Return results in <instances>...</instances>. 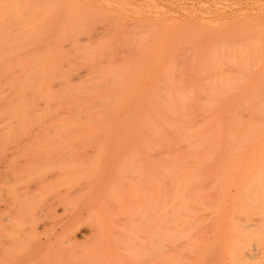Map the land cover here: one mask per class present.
Masks as SVG:
<instances>
[{"label": "bare ground", "instance_id": "bare-ground-1", "mask_svg": "<svg viewBox=\"0 0 264 264\" xmlns=\"http://www.w3.org/2000/svg\"><path fill=\"white\" fill-rule=\"evenodd\" d=\"M2 1L3 0H0V52L1 53H10V55L12 53L24 54L25 59L26 58L28 59V57L30 56L29 54H31L33 56L35 55L36 56L35 60L33 59L34 58L33 56H32L33 58L31 56L29 57V59L33 60V61H37L36 60L37 56H39L38 59H40V61H41V58L43 59L47 55H49L46 57L47 58L46 60H48L49 63H51V65H53L55 63L52 64L51 59H48V57H51V56L53 57L54 55L58 56L61 54L60 57L63 56L65 58V56L67 55L66 52H68V51H66V52H64L66 54L62 55L63 51H64V50H62V49H64L62 45L66 44L67 42L63 43L61 45L62 49H60L61 46H58V45H60V44H58L59 40L57 41V39L60 38L59 37V33H60L59 31H62V32L66 31L65 28H64L65 30L63 29L64 24L67 22H71L70 20H76L75 21L76 24H75V22L73 23L74 27L76 25H78L77 23H79V21L82 23L83 22L85 23L87 21L86 22L87 25L90 24L87 19H86V21H84L85 18L87 16H89V15H87V13L85 14V12H84V10H85L84 8L86 6V5L84 6V4L86 1L81 2L84 0L78 1V3L80 2L79 4L77 3V1L75 2V0H73L74 3H72L71 0L69 1V3H72V4L67 3L68 1L67 2L65 1L66 3H63L64 2L63 0H62L63 2H61V0L60 1L59 0H33V2H31L32 0H22V1L21 0H17V1L16 0H10V1L8 0V2L5 0L4 3H5V7L7 9L3 6ZM18 1L25 3V5L24 4L22 5ZM29 1L31 2L30 5L28 3ZM6 2L8 4H6ZM88 2H90V1H88ZM9 3H11V4H9ZM18 3L21 5H19ZM75 3H77V4H75ZM12 4H14V5H12ZM117 5L118 4H116V6ZM8 6L10 7V9ZM113 6H114V4H113ZM5 9L8 10L7 13L5 12L6 11ZM10 10H12L13 17L11 15ZM94 10H96V9L95 8L92 9L91 11H89V13L94 11ZM108 10L110 11V9H107V11ZM119 10H121V9H119ZM102 11L104 12L106 10L104 9ZM111 11H113V10H111ZM94 12L96 13V11H94ZM98 12L99 11H97V14H98ZM106 12H104V13L107 15L108 13H106ZM8 13H10V15H11L10 17H8V15H7ZM92 14L90 16H92ZM113 14H115V13H113ZM150 14H151V12H150ZM109 15L110 14H108L107 18L109 17ZM99 17H98V19H102L103 15L101 18H99ZM92 18H94V16H92L91 19H89L90 22L91 21L92 22L97 21L96 20L97 16H96V19L94 18L92 20ZM104 18H105V16H104ZM109 19L111 20V23H112V20H113V23H114V20L116 22L115 17L113 19L112 18H109ZM107 20H105V21H107ZM138 20H141V19L139 18ZM138 20H135V21L137 22ZM56 21H59V23H61V21H62L63 23L61 24V26H59V24ZM99 21L100 20H98V22ZM102 21H103V19H102ZM105 21H103V22L105 23ZM262 21H264V20H262ZM55 22L57 24H54ZM147 22H149V21H147ZM107 23H109V22L107 21ZM107 23L105 24V28L107 26ZM113 23H112V25H113ZM91 24H92L91 26H94L93 23H91ZM136 24H139V23H136ZM55 25H56V28H58V27L59 28L61 27V28L55 29L54 28ZM73 25L72 26L69 25V26L71 28H73ZM101 25H103V24H101ZM101 25H100V27L104 28L103 27L104 25L103 26H101ZM65 26L67 27L66 24H65ZM69 26H68V28H70ZM78 26H80V25H78ZM84 26L82 28H85ZM113 26H115V25H113ZM94 27H93V29H94ZM111 27L109 29H111ZM82 28H80V29H82ZM78 29L77 28L75 29V31L77 30L76 31L77 33L79 31ZM109 29H108V31H109ZM53 30H55V31H53ZM56 30H58V32ZM71 30H69V32H68L69 34L66 32L69 35V37L73 33V31H71ZM99 30H101V29H98L97 32ZM148 30H149V28H148ZM75 31H74V33H76ZM86 31H87V27H86ZM88 31H90V29ZM103 31H105V29L102 30V32ZM112 31H114V29ZM43 32H45L46 35ZM54 32H56L57 34H54ZM95 32H94V34H95ZM105 32H107V31H105ZM105 32H104V34H105ZM66 33H65V37L69 40L68 36H66ZM74 33L72 34V36L74 35ZM99 33H101V32H99ZM142 33H144V32H142ZM81 34H82V32H81ZM94 34H91V35H94ZM107 34H112V32L111 33L107 32ZM140 34H141V32H140ZM53 36H56V38ZM60 36H61V34H60ZM96 36H98V35H96ZM140 36H142V34ZM143 36H146V35L143 34ZM76 37L82 38L81 41H83V43H84L83 37H86L85 39H87L88 36H85V34H84L82 37H79L77 34ZM76 37H75V39L70 40L74 44L77 40ZM91 37H90V39H91ZM62 38L65 40L64 37H62ZM73 38H74V36H73ZM94 38H92V39H94ZM63 39H60V41L61 40L64 41ZM72 40H75V42ZM60 41H59V43H62V41L61 42ZM77 41H80V39ZM70 43L68 46L66 45L65 47L70 46L69 48H71V46H73V44L72 43L70 44ZM140 43H141V40L137 45L136 44L135 45L138 47V45ZM143 43H141L139 45V47H142ZM147 43H145V44H147ZM145 44L143 46L144 49L142 47V50H145V48H147V47H145ZM77 47H79V49H81V48L83 49V45H82V47L80 45L79 46L77 45ZM137 47H136L135 51L139 50L138 49L139 47L138 48ZM119 48H121V47H119ZM119 48H117V49H119ZM125 48L126 47H124L123 49H125ZM59 49L62 52L61 53L59 52V54H58ZM86 49H88V48H86ZM93 49H95L94 51H97L96 47L95 48L93 47ZM78 50H77V52H78ZM70 51H69V54H70ZM74 51H75V49H74ZM86 51H85V53H86ZM101 51H103V50H101ZM119 52L121 53V51L118 50L117 54H119ZM124 52L128 56L131 55L130 54L131 52H129L128 49ZM139 52H141V50ZM139 52H137L136 54H138ZM143 52L144 51H142V53ZM56 53L58 55H56ZM79 53H82V52H80V50H79ZM99 53L101 54V52H99ZM109 53H111V50L109 51ZM122 53H123V51H122ZM14 54H12L11 56L14 57ZM26 54L29 56L26 57ZM69 54L67 56H69ZM76 54L78 55V53H76ZM98 54H97V52H96V54H93V55H91V53H87L85 55L79 54L80 57H78V56L75 57V56H73L74 54L72 55L73 57L70 55L72 58L75 57L74 59L80 58V59H76L77 61L78 60L84 61L82 58H84L85 56L86 57L84 58L85 61L83 63H82V61H81V63L78 61L80 64H82V65L84 64V65L80 69L74 68V69H77V71L75 70L76 73H74V71H73L71 77H67V78H69V80H73V79L75 80L77 78H79L77 80H80L81 77H83V75L85 74V72L88 75L89 71L91 72V75L93 76L92 77V76L88 75V77H90V78L86 80V82L83 86V88L86 89L85 91H82V92H85V93H83L84 95L86 94L85 97H84V95H82V93L81 94L79 93V92H81L80 91L81 89H79L80 87L78 86V88H77V86H76L77 90H79L78 93L80 94V96L78 94H76V96L78 95V97H77L79 99L78 102L80 100L82 102L83 101L82 98L88 97V100H90L91 103H90V101H88L86 99L83 101L84 105H82V106H84V108L87 109V107H85V103L87 102V104H90L91 107L89 105H86V106H89L90 110H94L92 113H90L88 115L85 113L87 115L86 119L81 120V121L77 120V118L75 119L74 117H73L74 119H70L69 121H67L69 118L64 119V120L62 119L63 121L58 120L59 124L56 123L57 120L52 121L50 119V122H53L54 124L49 123L50 126L49 125L48 126L51 128V126H54L56 124L57 126L59 125L58 126L59 129L55 125L54 127H52V131H57V130H54L57 128L58 131L55 132L57 135L54 132H51V130L49 129L50 131L48 133V136H46L48 131L45 132L46 135H45V133H44V135H43V133L41 134V130H40V132L38 131L39 125L36 126L38 128V129L36 128L37 131H35V129H33V127L35 128V126H33L31 128V131H29V133H28V130L30 128L28 130L26 128L30 127V126L26 125V123H28V122H26V120L24 119V116H23V118L21 117L22 120L20 118H18L17 116H13V117L20 119V120H17V122H19L21 124V126H22V123H23V125L25 124L26 128L23 127V128H21V130L19 129V127H21V126H17V124L16 125L14 124V126H16L17 128H15L13 126L15 128V130H14V128L11 127L13 125L10 122L12 117L10 120L8 118H5L9 122V123L7 122V124L6 123L4 124V122H6L7 120L2 122V124L6 130L5 136H7V134H9L11 137L8 136V137L3 138V139L9 138V139H6L7 142L10 140L8 142V143H10L9 145L7 142H3L2 139H0V141L4 144L2 147H0V149L1 150L6 149L4 151H8V152L9 151H11V152L15 151L16 152V150H18L17 148H19L20 150H18L16 155L14 153L12 154L11 152H9V154L11 153L12 154L11 156L15 155L18 157L21 154L19 152H22L23 155L21 154V157H20V158H22V161L19 159V157L17 158V160H15L16 158H15V156H13L14 159L10 157V160L12 159L11 161L8 159L9 160L8 163L10 165H8V163H6L5 165L3 164L4 167L6 165H8L9 167L12 166L11 168H9V167H7L9 169L3 168V167L0 168V179H1V177L2 178L4 177L3 181H0V182H2V183H0L1 184L0 185V206H3V208L0 207V210H1L0 211V264H26V263H28V261H29V263H32V261H34V258L38 257L40 254H41L40 255L41 259H43L44 256L46 258L49 257L48 255L52 251L54 252V255L57 256V258H59L61 256V253L63 252V250H61L60 248H57V247L53 248L55 245H57L56 244V237H58V239L61 238L62 239L61 241L65 242V239L70 237L69 236L70 230L68 231L70 226H72L73 224L75 226L79 220L82 221L83 219H85L83 217V215L81 216V210H82L81 208L82 207L78 208V209H81V210H79L80 212L76 211L77 208L76 209L74 208L75 212H72L71 214H69L68 211L65 209L67 207L66 204H65L66 207H65V205H63L65 207L64 208L65 211H67V212L63 211V212H65L64 215H66V216L62 217V219H61L59 216L55 215L54 213H53L54 215H52V211L55 212V208L57 206L56 203L59 201V199L62 197L61 201H59V203L69 204L72 202L71 199H73V198L78 197L77 199H81L80 197H82L83 195H84L83 198L84 197L87 198V196L89 194L86 192L88 189H90V187H93L96 189V187L98 186L96 189L97 190L96 192H98V190L100 192V190H101V189H99V188H101L100 186H103V185L105 186V184L109 183L106 186V187H108V188H106V190L108 189V191L106 192V195L110 199L107 198V200H110V203L114 202V204L116 206V203L113 200L117 199V201L120 204L121 203L120 200L124 196L123 193H126L123 191H124V189H127V186H124L125 188H122V182H125L127 180V179H125V180L123 179L124 176L126 175L125 173L129 170V173L127 172L128 176L130 174H132L130 172L133 171L132 170L134 168L133 166H134L135 162H137V161H139V163L140 162L141 163L140 164L138 163V165L136 163V165L138 167L135 165L136 170H134V171H136V172H134V173L135 174L142 173V171L146 170V169L144 170V168H143V166L146 165L147 168L150 167V169H149L150 171L148 170L150 175H148L149 173L146 170L148 174L146 173L144 175V173H143L144 178L146 179V177L149 176L148 178L151 177L152 179H150L151 181L150 180L148 181L147 180L148 178L146 179L147 183L149 184V189L147 192L149 193V191H150V193L149 194L145 193L144 196L147 197V195H149V199H148V197L147 198L143 197L146 199L145 202H143V204L148 206L149 212L148 211L147 212L150 214H147L145 211V215H144L145 217H144L143 216L144 213L141 212L139 207L136 206L138 208V212H136V213H139V215H137V216L146 220V222L144 220L143 221L145 223H147V224L144 223V225H146V227H147L146 229H148V230L144 229L147 231V234L145 233L146 239L143 242L144 244L140 245V248L138 250H136L138 247L137 245L136 246L133 245L131 247L130 251L133 249L131 251V253L134 255V257L135 256L137 258L138 257L141 258V256L147 257L149 259V261H151V264H156V262L159 264H173V263H171L172 259H174L173 262L175 263L176 256H180L178 254H183V251L186 249V252L184 253L185 255L183 254V257H180L181 260H179L180 258L176 259V261L178 260L180 262V263H178V261H177L178 264H182L183 262H181V261L183 259H184L183 264H215V263H217L216 261H218L219 263L222 261L223 262L226 261L230 264H243V263L250 262L248 259L254 260L257 257H259V258L261 257L260 259L264 258V251H263L264 245H260V244L264 243V99H260V98L264 97V90H263L264 85H262L263 88H262V86L259 87L260 89L262 88L261 90H259V88H254V87H252L253 89L247 88V86L244 88L242 87L243 89H241L242 91L239 90L240 92L239 91L234 92L233 90H231V88L230 89L227 88V89H223V90H216V89L210 90L209 89L208 90L209 93H206V94H208V96L210 95L211 98H213V97H226V96L230 95V93H233V92L235 94L238 93L239 97H242V98L245 97V98L244 99L240 98L236 101H232V100H229L227 98L226 99L224 98L225 100L224 99L222 100L221 98H218L220 100H212L211 98H208L209 100H204L205 102H203V103L201 102L203 100H201V101H199V105H201V103H202L201 108L203 109L202 110L203 113H201L202 114L201 115L200 114L201 110L198 109L199 113L197 112V114H200L201 116L200 115L193 116V112L187 107V105L189 103H191V101H192V99L189 97V96H191L192 93L181 91V90L175 91L174 87H169L170 86L169 84H171V85L173 84V86H174L175 79L173 78V75L169 73V69L167 68L166 72L161 73V76H162V79L164 80V83L168 84L167 85L168 88H167V86H164L163 88H158V84H155V82L159 83L162 80L161 77L160 78L158 77L160 81L158 82V78H157V79H155L156 81L154 80L155 82H153V85L156 86V88H154L152 86V87H149L148 89H143L140 93L141 95L143 94L144 97L145 96L148 97L147 99H149V100H146V97H145V100H146L145 102H143V101L139 102V98L141 100L144 99L143 96H139L138 98L136 97L135 102L131 101L133 104H128L129 106H127V109H126L127 111L125 110V112H124V108L126 107L125 104L128 102L125 100H127V98L129 97V96L128 97L126 96L127 93L129 94V92L126 91L127 90L128 76L130 74H132L131 72H133V71L138 72L139 69L140 70L142 69V67H140V65H137V64H141L140 62H142V61H140V60H143V59L145 60V58H143V59L138 58V56L140 57V55L138 54V56H136V54L134 52V55H135L134 57H136V60L134 59V61H133V59H132V61H133L132 64H134V66H137L138 69H135L137 67L132 66V71H131V69L128 68V66L126 67L125 64L120 65V63H119L120 66L117 65L119 67L115 66L116 62L115 63L110 62L111 58H110V60L109 59L105 60V63H104L103 62L104 60L102 61V59H103L102 54L108 55V52H106V53L103 52L101 55L99 54L100 55L99 59L102 57L100 60L97 59L99 56ZM115 54L114 55L112 54V55L115 57L117 55V54L116 55ZM10 55L8 54V56H10ZM41 56H45V57H41ZM69 57H66L67 63H68V64L67 63L66 64L69 66V64L71 65V63H72V68H73L74 63L77 66L78 65L77 61L75 60V62L73 63L72 58L70 60ZM116 57H120V56L118 55ZM121 57H123V56H121ZM12 58H10V60L7 58V60L10 62H13V61H11ZM94 58H96L98 61H102L105 66H103V64H101L102 62L101 63L99 62L100 63L99 64L98 61ZM107 58H104V59H107ZM137 58H138V60H137ZM0 59H2V58H0ZM68 59L70 61H68ZM46 60H45V62H43V60H42L43 63L40 62L39 67L41 69L39 68V71L42 70V73H39L38 71H36V72L41 74L39 76H44V79L42 77H39L41 79V81L39 83L42 85V84H44L45 80H47L48 83L46 81L45 83H47V85H45V86H48L49 81H51V80H50V78H49V80L45 79V77L46 78L49 77L46 75L48 74L47 69L50 67L49 66L50 64ZM59 60H61L63 63V58L62 59L60 58ZM94 60L96 61V63L94 62ZM1 61H4V60H1ZM8 61H4V62H6V64H7ZM29 61H28V63H33V61L32 62L31 61L29 62ZM126 61L128 63L127 59H126ZM44 63L46 65L49 64L48 67H46V65ZM97 63H98V65H102V67L105 68V70H103L105 73L100 72V69L96 68L98 65L96 67H94ZM42 64H43V66H42ZM57 64H58L59 69L58 68H55V69H58V71H59V70H61L60 67H62L63 65L60 66L59 62ZM63 64H64V66L66 65L65 61ZM11 65H12V63H11ZM19 65L22 66L23 64L21 65V63H18V66ZM29 65H31V64H29ZM44 65L47 68L46 70H44L45 72L43 71V69H45ZM124 65H125L124 69L123 68L120 69ZM5 66L2 65L3 69ZM8 66H10L9 63H8ZM68 66H67V68H68ZM76 66H74V67H76ZM42 67H43V69H42ZM53 67H54V65H53ZM90 67H91V69H89ZM133 67H134V70H133ZM3 69H1V70H3ZM10 69H12V68H10ZM51 69L53 70V68H51ZM55 69H54V71H55ZM118 69H120V70H118ZM31 70L32 69H30L28 71L32 72ZM68 70H71V69H68ZM12 71L14 72V70H12ZM58 71H56V72H58ZM43 72H44V74H43ZM90 72H89V74H90ZM61 73H60V76L62 77L63 75ZM70 73L68 74V76H70ZM8 74L9 75H7V76L12 77L11 73L8 72ZM14 74L15 73H13V75ZM20 74H22V73H19L18 75H20ZM48 75H50V74H48ZM30 76H31V73H30ZM56 76H59L58 73H56ZM60 76L58 77V79H60ZM23 77L21 76L18 78L19 79L21 78L22 80H24ZM135 77L136 76L134 75L133 83H138L137 78H135ZM18 78H17L18 81L16 80V78L14 79L15 81H17V83H15V84H18V82H19ZM31 79H32V77H31ZM42 79H43V82H42ZM62 79H63V77H62ZM262 79H263V77H262ZM52 80L53 81L50 82L51 85L55 81L54 79H52ZM115 81H116L117 85L113 86V87H116L115 88L116 91L114 90V93H113L114 88L112 87L111 83L115 82ZM74 82H76V81H74ZM24 83H25V81L23 82V86H24ZM34 83H32V84H34ZM107 83L111 85V87H110L111 89L113 88L112 91H109V94L106 91H104L106 86H107L108 90H111L108 87V85H106ZM40 84H39V86L35 85L36 86L35 92H36V90H39L42 87ZM60 84H62V80H61ZM60 84H58V85H60ZM113 84H115V83H113ZM20 85H22V84H20ZM63 85L64 84H62V87L60 85V90H62L61 88H63V87L65 90V88L67 87L68 84L65 86H63ZM4 86H5V84H4ZM32 86H34V85H32ZM118 86H119V88H118ZM1 87H2V85H1ZM48 87H47L46 92L51 89V88L48 89ZM99 87H100V90H99ZM175 87H176V85H175ZM73 88L75 89V87H73ZM245 88H247V89H245ZM1 89H3V88H1ZM8 89H9L8 91H10V88H8ZM52 89H53V87H52ZM70 89L71 88L69 87V91H70L69 94H71V91L74 90V89L73 90H70ZM20 90L21 89H19V91ZM3 91H4V89H3ZM22 91L23 92L26 91V88H25V90H22ZM86 91H89V92H86ZM5 92H6V90H5ZM15 92H17V91H15ZM64 92H67V90ZM115 92H116V94H115ZM205 92H207V91H204V94H205ZM87 93H89L88 96H87ZM189 93H190V95H189ZM0 94H2V93H0ZM201 94H203V92ZM61 95H63V94L61 93ZM71 95H69V96H71ZM138 95L139 94H137V96ZM8 96H9V94H8ZM22 96L23 95H21V97ZM122 96H124V97L122 98ZM2 97H4V96H2ZM68 97H66L65 99H69ZM114 97H115V99H113ZM125 97H127V98H125ZM185 97H189L190 99L189 100L183 99ZM248 97L249 98H254V97L257 98L258 97V99H250L249 100ZM124 98H125V100H124ZM158 98L159 99L164 98V99L158 100ZM172 98H178V99L171 100ZM206 98H207V96H206ZM3 99H6V96ZM9 100H10V98H9ZM31 100H33V99H31ZM128 100H130V98H128ZM34 101H33V104H35ZM131 102H129V103H131ZM80 103H78L79 105H77V106H79L82 109ZM8 104H9V102H8ZM71 104H73V103H71ZM194 105H196V104H194ZM199 105H197V106H199ZM96 106H98V108ZM192 106L190 105V107L195 110L196 106L195 107H192ZM74 108H75V106H74ZM84 108H83V112L84 111L86 112V110H84ZM94 108H96V109H94ZM68 109H69V107H68ZM24 110H25V108H24ZM26 110H28V109H26ZM196 110H197V108H196ZM14 111H16V110H14ZM18 112H19V110H18ZM20 112H21V110H20ZM66 112L71 113L73 116L75 115V114H73L75 111L72 113V112H70V110L69 111L67 110ZM5 113H6V111H5ZM7 114H8V112H7ZM12 114L14 115L15 112ZM22 114H23V112L21 113V115ZM26 114H24V115H26ZM77 114H78V112H77ZM79 114H81V113H79ZM9 115H10V113H9ZM9 115H8V117L10 118ZM16 115H19V114H16ZM241 116H245L246 118L241 117ZM4 117H6V115H4ZM16 118L15 119L13 118L14 123L16 122ZM38 123H39V121H38ZM2 124H0V125H2ZM6 125H7L8 129L6 128ZM30 125H32V124H30ZM33 125H36V124H33ZM44 125H42V126H44ZM10 127L14 131L11 130ZM39 127H40V129H42V132L45 131L46 129H48L47 125H46V127H44L46 129L41 127V125ZM7 130L9 132H7ZM66 130L68 133H66ZM71 130L74 133H72ZM10 131H12L13 134L16 131V133H15L16 135L14 137L17 138L18 134H19V136H20L19 139L16 140V138H14L12 136L13 134ZM17 131H19V133ZM34 131L36 132V134L33 133ZM51 133H53L52 134L53 138L54 137L55 138L52 140V136H51V141H53V142L48 143V142H46V140L50 142L49 136ZM3 134H5V133H3ZM38 134H40V135H38ZM54 134L56 136H54ZM62 136L64 138H62ZM13 138L15 139L14 143L16 142V144L13 143ZM40 138H42V141ZM22 139L23 140L28 139V140H26L27 142L25 143V145H24V141H23V144H22V142L17 143L18 140L22 141ZM69 139L70 140L76 139V140L74 142L72 140L70 141ZM43 140H45V141H43ZM66 140H68V141H66ZM38 141H41V142H38ZM2 143H0V146L2 145ZM74 144H76L75 146H77L78 150L75 148ZM8 146L9 147L11 146L10 148H12L14 151H12V149H10ZM78 146H80V148ZM7 147H8V149H7ZM22 148L25 151H23ZM82 149H83V151L81 152ZM1 150H0V153L2 154L3 151L1 152ZM78 151H80V152H78ZM86 151H87V153H86ZM88 153H90V154L93 153V156H92V154L91 155L89 154L90 156H88ZM163 153H165L167 158H165ZM50 154L60 155V157L62 156L61 157L62 161H63V159L69 161V163L66 165H63V167H62V162H61V166L59 164L60 163L59 161H56V162H58L59 166H58V164L53 163V165H55L54 167L57 166V168H59V170H58L59 175L61 174L62 176H64V175L68 176V177L65 176L64 178H68L67 183L69 182V184H67V183L63 184L65 182H62L63 185H61V186H64V185L69 186V185H72V183H74L76 181H79L80 183L82 181V186H77L76 187L77 189L71 188L72 190H74V192H75V190H76V192H79L78 194L76 193L77 194V196L75 195L76 197H73L70 195L68 196V193L70 192V190H69L70 186L68 189H66V190H69V191H67L68 193L65 191V192H63L64 196L61 193L60 197H59V195L57 197H55L56 195L52 194V192H54L56 189L54 191L52 190L51 191L52 195H50L51 197L54 196L53 198H51L52 201H50V198H49L50 196L43 197L44 192L42 194H40V196H37L40 193L39 191L43 190L42 186L45 185L44 181H47V178H48V177L47 178L44 177V175H43L44 173H42V172H45L44 171L45 167L44 168L41 167V168H43V170L41 172V169L37 170L38 167L34 166V167H36L35 170H37V172L40 174V176L42 175L41 179H39V178L35 179L36 176L39 177V174L36 172V174H35L36 176H34V174L31 173L29 170L32 167V165H36L35 163H37L39 161L41 163L43 161L44 162L48 161V159L45 160V158H46L45 156H49ZM85 154H87V156ZM153 154H156V156H153ZM161 154L165 158L166 161L162 162V156L160 158L157 157L158 155H161ZM40 155H42V156H40ZM151 155L153 157H157V158H152ZM85 156L87 157V159L85 158ZM36 157L38 159H41V160H38ZM42 158H43V160H42ZM83 158L86 159L85 160L86 162H84ZM18 159H19V162H22V164H20L18 162ZM51 161L53 162L55 160H50L49 162L51 163ZM132 161L133 162L135 161V162L131 163ZM10 162H12V163H10ZM40 162H39V164H40ZM49 162H47L49 164L48 166L52 167V165H51L52 163L50 164ZM2 163H3V161H2ZM17 163H19L20 165L16 166ZM13 165L15 166V168L17 167L16 168L17 172H16V170H14L15 168H13L14 167ZM42 165L43 166L46 165V168H48L46 162H45V164L43 163ZM29 166H31V167L28 168ZM127 166H130V167L132 166L133 168L132 167L127 168ZM60 167H62V168H60ZM141 167L143 168V170L141 169ZM206 167H222V169H224V172H223L224 174L223 173L221 174V175H223V177H220V175H219V177L220 178L225 177L224 179H226L227 185L228 184L233 185L235 183L236 187H238L237 189L240 190V192L242 193L240 196H228V190H227V186L225 184V181H224L223 185L218 189V192L220 193V198H219L220 200L219 201L223 202L221 207H222V209H225V211L221 210L219 207L218 209H220V210H215L213 212V217L215 219V223H214V226L212 228V230H213L212 232L214 233V239L211 241V244L205 240V237L203 235L198 234L199 233V225H198V216L197 215L199 212L197 213L196 211H199V208H198L195 201H197L196 199H197V196L199 195L198 197H200V198L198 200V204L202 205L204 200L202 202L200 200L203 199L202 195H204V192L202 193L200 188H197V187H195V188H197L196 190L195 189L193 190L195 184L197 183L196 181L199 182L201 180L200 178H202V176L205 175V174H202V175L200 174L201 169H203V172H204V168H206ZM6 169L9 170L8 173H10V174H8L6 172ZM138 169H139V171H137ZM12 170H13V172H12ZM31 171H33V170H31ZM48 171H51V170H49V169L46 170L47 173H48ZM59 171H60V173H59ZM19 173H22V175H19ZM49 174H50V172H49ZM58 174H56V176H58ZM135 174H132V175H135ZM6 175H9V177L11 175H13L11 180L13 179L12 182L13 181H15V182L12 183L11 181L4 180V179H7L6 177H8ZM54 175H55V173H54ZM54 175H53V177H54ZM143 175L140 177V174H138V176L135 175L136 177H134V178H136V180L139 178L141 179L143 177ZM158 175H159V177H158L159 179L157 178ZM62 176L57 178V180L61 178L60 179V182H61L63 179ZM132 177L133 176H131L130 179ZM49 178H50L49 180H51V182H52L53 178L52 177H49ZM144 178H143V180H145ZM131 180L129 182H131ZM202 180H204V179H202ZM6 181H7V183H6ZM139 181H141V182H139ZM139 181L138 182L136 181V182L140 185L142 183V179ZM47 182L50 183V181H47ZM83 182H84V185H83ZM132 182H133V180H132ZM144 182L141 185L146 184V182L145 183ZM85 183H86V185H91V186H85ZM135 183L133 182L131 185L130 184L129 185L131 187H133L135 185L136 187L134 186L135 188L134 187L133 188L137 189V184H135ZM193 184H194V186H193ZM79 185H81V184H79ZM94 185L96 187H94ZM108 185L112 186V187H109ZM124 185H125V183H124ZM46 186H47V184H46ZM48 186H50V184H48ZM104 186H103V188H104ZM113 186H118V187L113 188ZM130 186H128V188ZM87 187H89V188H87ZM138 188H139L138 189L139 191H137V193H135L136 191L133 189V193H134V196H136V198H137L136 199L134 197L137 200V202H140L139 201L140 198H138V197L140 195L139 192H141V190H140V187H138ZM141 188H143V187H141ZM144 188L147 189L148 187H145V185H144ZM60 189H63V187ZM82 189H84V192ZM122 189H123V191H122ZM129 189H131V188H129ZM50 190L51 189L47 190L45 192V194ZM91 190H92V188H91ZM88 191H90V190H88ZM125 191H127V190H125ZM197 191H199L198 194H197ZM200 191H201V193H200ZM151 192L152 193L156 192V194L159 193V196L155 195V194H151ZM84 193H86L87 196H85L86 194H84ZM103 193H104V191H103ZM121 193L123 194L122 196H121ZM57 194H59V192ZM196 194H197V196H196ZM94 195H95V191H94ZM104 195H103V197H105V199H106V196H104ZM126 195H125V197H126ZM128 195L130 196V194H128ZM151 195H153V197ZM34 196H37V198H35ZM65 196H67V198ZM93 196H92V199H94ZM41 197H43V198H41ZM157 197H158V199H157ZM205 197L206 196L204 195V199H205ZM48 198H49V200H48ZM63 198H66V200ZM119 198H121V199H119ZM127 198H130V197L127 196ZM127 198H126V200H128ZM132 198H133V196H132ZM134 198L132 199L133 202H134ZM194 198H196V199H194ZM56 199H57L56 203H55V201L53 202V200H56ZM62 199L66 202H64V201L62 202ZM105 199H104V202H106ZM67 200L68 201L70 200V201L68 202ZM84 200H86V199H84ZM126 200H124V201L122 200V201L125 202ZM143 200H141V201H143ZM76 201H78V202H76ZM76 201L75 202L78 204H80V202H82V201L79 202V200H76ZM191 201H193V202H191ZM199 201L201 203H199ZM227 201H228V203L230 202L232 205V206H230V203H229V206L232 208V209L230 208V210L227 207L223 208L226 206V204H228ZM102 202H103V199H102ZM123 202H122V204H123ZM128 202L130 204L131 201H128ZM133 202H131V203H133ZM148 202H149V204H148ZM224 202L226 204H224ZM108 203H109V201L106 202V204H108ZM126 203L127 202H125L124 204L126 205ZM72 204L74 205L75 203H72ZM119 204H117V205H119ZM124 204H123V206H124ZM135 204H136V201H135ZM135 204H132L131 206L133 207V205H134V208H135ZM139 204L141 206V203H139ZM139 204L137 203L136 205L139 206ZM190 204L194 208H192ZM52 205H54V206H52ZM69 205H71V204H69ZM157 206H159L158 207L159 209L157 210V212L160 210L159 213H156V210H155L157 208ZM161 206L163 207V210H162ZM72 207H70V208H72ZM104 207H106V206H104ZM125 208L127 209V206ZM137 208H135L134 210H136ZM191 208L193 209L192 211H190ZM119 209H121V207ZM130 209H132V208H130ZM130 209H129V212L131 211ZM88 211H86V214ZM123 211L124 210H122L121 212H123ZM153 211H154V214L152 213ZM90 212L88 213V216H87L88 219L86 218L85 221H87L88 223L90 222L89 224H91V226L93 225L92 227L95 230L96 236H94V238L92 239L90 246L88 244V247L87 246H85L83 248L81 247L82 250L80 251L79 254H82V256H83V255H88L90 252H92V255L94 257L95 256L94 254H96L97 252L98 253L100 252L101 253L100 255L97 253V255H99L98 257H100V259H101V257L110 258L111 262H113L112 264H114V262H115V264H118L120 262L119 257L117 255L119 250H118V252H116V250H117L116 245H117V243L120 244V242H118V240L116 238H114V236L111 233L108 232L110 229L106 228V226L104 225L105 222H103L104 224L100 223L101 219H99V221H97L98 220L96 218L97 214L96 215H94L95 213L90 214ZM124 212H123V214H124ZM140 212L142 215L140 214ZM160 212H162V213H160ZM200 212H201V210H200ZM228 212H229V214H228ZM117 213L119 214L120 211ZM128 213H126L125 215H127ZM155 213L159 214V216L156 215ZM67 214H68V216H67ZM226 214H228V215L226 216ZM112 215H115L114 212L111 213V216ZM229 215H231V216H229ZM252 215H256V217H252ZM92 216H94V217H92ZM107 216H108V213H107ZM241 218L246 219V221L240 222ZM45 219H50L51 223L53 224V227L51 229L46 230V231L41 232V233L37 232L38 231L37 230L38 224L42 223V221H44ZM111 219H112V217H111ZM113 219H112V221H113ZM136 219H138L139 222L142 221L141 219H139L137 217H136ZM80 221H79V223H80ZM137 222H136V224H137ZM114 224H116V223L114 222ZM166 224H167V226H166ZM106 225H107V223H106ZM137 225L136 226L139 228V226H142L143 224L142 225L137 224ZM148 225H150V226L148 227ZM74 226H72V227H74ZM136 226H134L135 229H134V227L131 226L132 231H134V230H135V232L137 231L138 228ZM109 227H110V225H109ZM56 228H59L60 230L58 229V231L55 232ZM106 229H108V230H106ZM140 230L138 229L137 232L142 231V230L141 231ZM129 231H131V230L128 229V232ZM53 232H55V234L57 233L58 235L57 234L54 235ZM131 232H130V234H131ZM126 234H128V233H126ZM134 237L135 236H133L132 238H134ZM135 238H134V241H132V242H135L134 244H136ZM52 239H55V241H52ZM260 240H262V242H260ZM66 241H69V239ZM178 241H180V242H178ZM44 242L47 243L46 247H44V246L42 247ZM127 245L128 244H126V246ZM168 245L170 246L169 248L171 251H174L175 249H177V252L174 253V252H171L170 250H166L167 248L165 246H168ZM72 246H74V245H72ZM134 246H135V248H133ZM179 247H180V250L182 251V252L180 251V253L178 251ZM117 248H119V247H117ZM100 249H102V251ZM70 250L71 251L67 257H68V261L70 262V264H72L71 262H73V261H71V260H74V258H76L77 255L72 251V250H74L73 247ZM165 251H167L168 254H172V255H170L171 257L172 256L174 257L176 253H178V254L174 258L169 259V261H168ZM123 252L120 251V254L124 255V253H126V252H124V253ZM101 255H103V256H101ZM51 256H50V258H51ZM90 256H91V254H90ZM136 257H135V259H136ZM50 258H48V260ZM82 258H85V257H82ZM37 259H39V258H37ZM45 259H44V262L47 261L48 264H50L51 261L53 260V259L52 260L50 259V261L48 262V260L47 259L45 260ZM85 259H88V258H85ZM93 259H95V258H93ZM100 259L98 261L97 260L96 261L99 264H102L99 262ZM110 260H108V261L110 262ZM220 260H222V261H220ZM90 261L93 262L92 257H91ZM102 261H103V259H101V262ZM127 261H128V259H127ZM55 262L57 263V261H55ZM81 262H83V261H81ZM111 262H110V264H111ZM74 263L75 262H73V264ZM98 263H96V264H98ZM108 263L104 262V264H108ZM251 263H256V261L251 262ZM51 264H53V262Z\"/></svg>", "mask_w": 264, "mask_h": 264}, {"label": "rangeland", "instance_id": "rangeland-1", "mask_svg": "<svg viewBox=\"0 0 264 264\" xmlns=\"http://www.w3.org/2000/svg\"><path fill=\"white\" fill-rule=\"evenodd\" d=\"M7 2H8V0H6ZM10 1V0H9ZM17 1V0H16ZM15 1V2H16ZM22 1V0H21ZM21 1H18L19 3H21L22 5L24 4L25 5V3H23V2H21ZM60 1V0H59ZM64 1V2H63ZM61 0V2H63V3H66L67 1V3H69V1L70 0ZM66 1V2H65ZM72 1V3H74V1L73 0H71ZM77 1V3H78V1H81V0H75V2ZM86 1V2H85ZM88 1H90V2H88ZM192 0H84V1H81V2H85V4H84V6H85V10H84V12H85V14L87 13V15H89V16H87L86 18H85V20L84 21H86V19L89 21V25H87V21L84 23H82V22H80L79 21V23H77L78 25H80V26H78V25H76L75 27H74V25H73V23L76 21V20H70L71 22H67L70 26H72L73 25V28H71L67 23H65L66 25H67V27L65 26V24H64V27H63V29L65 28L66 29V31H64L63 29V31L64 32H62V31H59L60 33H59V39H57V41L59 40L60 41V39H63L62 37H64L65 38V42L64 41H62V43H59V41H58V44H60V45H58V46H61L63 43H66V44H64V45H62L63 46V48L64 49H62V46H61V48L60 49H62V50H64L63 51V54L62 55H64V54H66L67 53V55L69 54V51H70V54H69V56L71 55H73V56H75V57H80V55H85V54H87V53H91V55H93V54H96V52H97V54L99 53V52H101V54L103 53V52H108V55L110 56H108L107 54H102L103 55V59H102V61L105 63V60H110V58H111V60H110V62H116V65L115 66H117V65H119V63H120V65H123V64H125L126 65V67L128 66V68H130L131 69V71H132V66H134V64H132V62L134 61V59L136 60V57H134L135 55H134V52H135V54L137 53V52H139L140 50H141V52H139L138 54L140 55V57L138 56V54H136V56H138V58H141V59H143V58H145V60L143 59V60H140V61H142V62H140L141 64H137V65H140V67H142V69L140 70L139 69V71L138 72H131L132 74H130L129 76H128V81H127V92H129V94L127 93L126 94V96L128 97V98H130V100H128V98L127 97H125V98H127V100H125V98H124V100L125 101H128L125 105H126V107L124 108V112H125V110L127 109V106H129L128 104H133L132 102L134 101L135 102V98L137 97H139V96H143V100H141L140 98H139V102L140 101H143V102H145L146 100H149V99H147L148 97H146V100H145V97H144V95L142 94H140L141 93V91L143 90V89H148L149 87H154V88H156V86H154L153 85V82H155L156 80L155 79H157L158 77L160 78L161 77V79H162V76H161V73H163V72H166V70H167V68L169 69V73L170 74H172L173 75V78L175 79V82H174V86H173V84L171 85V84H169L170 86L169 87H174V90L175 91H178V90H181V91H185V92H190V93H192L191 94V96H189L191 99H192V101H191V103H189L188 105H187V107L193 112V116H198V115H200L201 113H203L202 112V103L203 102H205L204 100H209L208 98H211V96L209 97L208 96V94H206V93H209L208 92V90L210 89V90H223V89H227V88H231V90H233L234 92H238L239 90L240 91H242L241 89H243L244 87H246L247 86V88H251V89H253L252 87H254V88H259L260 86H262V85H264V21H262V20H264V0H193L192 2H191ZM3 3V6L5 7V0H3L2 1ZM6 2V4H8ZM14 2V3H15ZM31 2H33V0L31 1ZM30 1L28 2L29 3V5H30V3H31ZM99 2V3H98ZM18 3V4H19ZM72 3H69V4H72ZM77 3H75V4H77ZM80 3V2H79ZM78 3V4H79ZM9 4H11V3H9ZM21 4H19V5H21ZM82 4V3H81ZM113 4H114V6H113ZM116 4H118L117 6H116ZM12 5H14V4H12ZM107 5V6H106ZM110 5V6H109ZM109 6V7H108ZM119 6V7H118ZM9 7V6H8ZM116 7V8H115ZM6 8V7H5ZM96 9V10H94V11H96V13L94 12V11H92V12H90L89 13V11H91L92 9ZM113 8V9H112ZM7 9V8H6ZM5 9V10H6ZM9 9H10V7H9ZM90 9V10H89ZM100 9V10H99ZM106 10L107 11V9H110V11L108 12H106V11H104V12H106V13H108V14H110L109 15V17L107 18V16H108V14L106 15L102 10ZM119 9H121V10H119ZM139 9V10H138ZM89 10V11H88ZM111 10H113V11H111ZM115 10V11H114ZM7 11L8 10H6L5 12L7 13ZM97 11H99L98 12V14H97ZM118 11V12H117ZM10 12H11V15H12V10H10ZM94 12V13H93ZM102 12V13H101ZM112 12V13H111ZM146 12V13H145ZM150 12H151V14H150ZM93 13V14H92ZM113 13H115V14H113ZM166 13V14H165ZM92 14V16H94V18L96 19V16H97V21H91L90 22V20L89 19H91V17L92 16H90ZM96 16H95V15ZM103 15V17H102V15ZM135 14V15H134ZM137 14V15H136ZM8 15V17H10L11 15H10V13H8L7 14ZM118 15V16H117ZM150 15V16H149ZM246 15V16H245ZM100 16V17H99ZM104 16H105V18H104ZM116 18V22H115V20H114V23H113V20H112V23H113V25H115V26H113L112 25V23H111V20L109 19V18H114V17ZM140 16V17H139ZM146 16V17H145ZM12 17H13V15H12ZM90 17V18H89ZM98 17L99 18H101L102 17V19H103V21H105V20H107L109 23H107V21H105V23L102 21V19H98ZM94 18H92V20L94 19ZM141 19V20H138V19ZM151 18V19H150ZM261 18V19H260ZM263 18V19H262ZM144 19V20H143ZM58 20V19H57ZM98 20H100L99 22H98ZM135 20H138L137 22L135 21ZM147 21H149V22H147ZM58 24H59V26H61V24L63 23L62 21H61V23H59V21H56ZM54 23V24H57V23ZM98 22V23H97ZM103 22V23H102ZM135 22V23H134ZM72 25H71V24ZM81 23V24H80ZM91 23H93L94 24V26H91L92 24ZM97 23V24H96ZM107 23V26H106V28H105V24ZM136 23H139V24H136ZM141 23V24H140ZM147 23V24H146ZM75 24H76V22H75ZM101 24H103V25H101V26H103L104 28H102V27H100V25ZM85 25V26H84ZM68 26L72 29H70V28H68ZM85 27V28H82V27ZM112 26V27H111ZM149 26V27H148ZM86 27H87V31H86ZM92 27V28H91ZM93 27H94V29H93ZM111 27V29H109ZM149 28V30H148V28ZM55 29H58V28H56V25H55V27H54ZM61 28V27H60ZM59 28V29H60ZM68 28V29H67ZM78 29L79 31H78V33L75 31V29ZM80 28H82V29H80ZM98 28V29H101V30H99L98 32H97V30L96 29ZM74 29V30H73ZM90 29V31H88ZM105 29V31H107V32H109V33H111L112 32V34H107V32H105V31H103L102 32V30H104ZM108 29H109V31H108ZM114 29V31H112ZM68 30V31H67ZM69 30H71V31H73V33H74V31L76 32V33H74V38H73V36H72V34H71V38L69 37ZM53 31H55V30H53ZM57 32H58V30H56ZM96 31V32H95ZM111 31V32H110ZM68 34H67V33ZM81 32H82V34H81ZM89 32V33H88ZM93 32V33H92ZM94 32H95V34L96 35H98V36H96L95 34H94ZM99 32H101V33H99ZM104 32H105V34H104ZM140 32H141V34H142V36H140L141 34H140ZM142 32H144V33H142ZM149 32V33H148ZM45 35H46V33L45 32H43ZM64 33V34H63ZM65 33H66V36H68V38H69V40L65 37ZM98 33V34H97ZM54 34H57L56 32H54ZM60 34H61V36H60ZM77 34H78V36L79 37H82L84 34H85V36H88L87 37V39H85L86 37H83L84 39V43H83V41H81V39L82 38H78V37H76L77 36ZM91 34H94V35H91ZM143 34L144 35H146V36H143ZM49 35V34H48ZM63 35V36H62ZM76 35V36H75ZM107 35V36H106ZM57 36V35H56ZM56 36H53V37H55L56 38ZM92 36V37H91ZM149 38H148V37ZM75 37H76V39L77 40H79L80 39V41H77L76 40V42H75V40H72V41H74L75 42V44L74 43H72L70 40L71 39H75ZM90 37H91V39H90ZM95 37V38H94ZM54 38V39H55ZM92 38H94V39H92ZM53 39V40H54ZM67 39V40H66ZM91 40V41H90ZM93 40V41H92ZM140 40H141V43H143L142 44V47L144 46V44L145 43H147V44H145V47H147V48H145V50H142V47H139V45L141 44H139L138 45V47L136 46L139 42H140ZM149 40V41H148ZM55 41V40H54ZM60 41V42H61ZM72 43L73 44V46H71V48H69V47H65L66 45L68 46L69 45V43ZM83 44H82V43ZM70 43V44H71ZM78 43V44H77ZM57 44V43H56ZM136 44V45H135ZM76 45V46H75ZM77 45L79 46H81L82 47V45H83V49L81 48V49H79V47H77ZM139 49L138 51H135L136 50V47ZM147 45V46H146ZM149 45V46H148ZM130 46V47H129ZM85 47V48H84ZM93 47L95 48H97L96 50L97 51H94L95 49H93ZM119 48V47H121V48H119V49H117V48ZM124 47H126L128 50H129V52H131L130 54L131 55H127L124 51H126L127 49L125 48V49H123ZM129 47V48H128ZM75 49V51H74V49ZM80 50V52H84L85 53V51H86V53L84 54H82V53H79V50ZM86 48H88V49H86ZM110 48V49H109ZM115 48V49H114ZM131 48V49H130ZM59 49V51H58V54H59V52L61 53L62 51ZM66 49V50H65ZM69 49V50H68ZM85 49V50H84ZM113 49V50H112ZM143 49H144V47H143ZM77 50H78V52H77ZM83 50V51H82ZM101 50H103V51H101ZM108 50V51H107ZM111 50V53H109V51ZM118 50L119 51H121V53H122V51H123V53L121 54L120 52H119V54H117V52H118ZM131 50V51H130ZM66 51H68V52H66ZM73 51V52H72ZM99 51V52H98ZM113 51V52H112ZM115 51V52H114ZM117 51V52H116ZM142 51H144L143 53H142ZM64 52H66V53H64ZM72 52V53H71ZM76 53H78V55L76 54ZM117 55H116V54ZM141 53V54H140ZM8 54L10 55V53H1L0 52V58H2V59H0V61L1 60H4V61H8L7 60V58L10 60V58H12L13 56H11L12 54H14V53H12L10 56H8ZM57 53H56V55H58ZM80 54V55H79ZM100 54V53H99ZM98 54V55H99ZM100 54V55H101ZM115 54L116 56H120V57H114L113 55ZM148 54V55H147ZM31 57L33 56V55H31V54H29ZM29 55H27L26 54V57H28ZM61 55V54H60ZM60 55H58V56H51V57H48V59H51V61H52V64L53 63H55V64H53L54 65V67H53V65H51V63H49V61L48 60H46L47 58V56H49V55H47L46 57L45 56H41V57H45V58H41V61H40V59H38V57L39 56H37V61H33V60H30L29 59V57H28V59L26 58L25 59V57H24V54H17V53H15L14 54V57L12 58V60L11 61H13V62H10V61H8L7 62V64H6V62H4V61H1L0 62V93H2V94H0V124H2V122H4L5 120H7V119H5V118H8L9 120L11 119V117H12V119L14 118H16V117H13V116H17L18 118H20L21 119V117L23 118V116H24V119L26 120V122H28V123H26V125L27 126H30V127H25V124L23 125V123H22V126H21V124L19 123V122H17V120H20V119H18V118H16V122L14 123V119L12 120L11 119V123L13 124L11 127L12 128H17L16 126H14V124L16 125L17 124V126H21V127H19V129L21 130V128H23V127H25L27 130H28V133H29V131H31V128L33 127V126H35V128L33 127V129H35V131H37L36 130V126H40L41 125V127H46V125H47V128L48 129H46V128H44V129H46L45 131H43L42 132V129H40V127L38 126V131L40 132V130H41V134L43 133V135H44V133L45 132H47V135H46V133H45V135L46 136H48V133H49V131L51 130V132H57L58 131V129H59V125L57 126L56 124V126H57V128L56 129H54V130H57V131H52V127H54V126H51V128L49 127L50 126V124L49 123H53V122H50V119L53 121H56L57 120V122L56 123H58L59 121L58 120H64V119H68L67 121H69L70 119H76L77 118V120H84V119H86L87 117V115L88 114H90V113H92L94 110H90V107H91V105L90 104H87V102L85 103V107H87V109L86 108H84V106H82V105H84L83 104V101L84 100H88V97H86V98H82V102H81V100L78 102V95L80 96V94L82 93V95H84L83 93H85V92H82V91H85L86 89H84L83 88V86H84V84H85V82H86V80L87 79H89L90 77H88V75H90V76H92L91 75V72H90V74H89V72H88V75H87V73L85 72V76L83 75V77H81V79L80 80H77V79H79V78H77V79H73L74 81H76V82H74L73 80H69V78H67V77H71V75H72V72L74 71V73H76V71H77V69H80L81 67H83V65L82 64H80L81 63V61L82 60H76V59H80V58H76V59H74V58H72L71 56L69 57V56H65V58L66 57H69L70 58V60H71V58H72V61H73V63L75 62V60L77 61V63H78V65L76 66V64L74 65L73 64V68H72V63H71V65L69 64V66L67 65L68 63H67V58L65 59L63 56L62 57H60ZM100 55L98 56V60H100L99 59V57H100ZM144 57H143V56ZM88 56V55H87ZM121 56H123V57H121ZM147 56V57H146ZM34 57V58H33ZM32 58L35 60V55L33 56ZM84 57V56H83ZM86 57V56H85ZM84 57V58H85ZM95 57V56H94ZM108 57V58H107ZM5 58V59H4ZM62 59L63 58V63H64V61H65V66H64V64L62 63V61L61 60H59V59ZM84 58H82L84 61H85V59ZM104 58H107V59H104ZM138 58H137V60H138ZM14 59V60H13ZM46 61H48V63L50 64H48L50 67L47 69L46 67H48V65H46L45 63V65H46V67H45V65H44V67H45V69H43V67H42V69H43V71L44 70H48V74H50V75H46V76H49V77H45V79H48L49 80V78H50V80L51 81H53L52 79H54L55 81L53 82V84L51 85L50 84V82L51 81H49V87L48 86H45V85H47V83H48V81L47 80H45V82L47 81V83H45L44 82V84H40L39 82L41 81V79L39 78V77H42L43 79H44V76H39V75H41V74H39V73H42V70H40L39 71V66H40V62L41 63H43V62H45V60ZM94 59H96V58H94ZM96 59V60H97ZM126 59L128 60V63H127V61H126ZM132 59H133V61H132ZM30 60L31 62L33 61V63H28V61ZM42 60H43V62H42ZM69 59H68V61H70ZM97 60V61H98ZM29 61V62H30ZM84 61H82V63L84 62ZM102 61H98V63L100 62H102ZM16 62V63H15ZM59 62V65L61 66V65H63L62 67H60V69L61 70H59L58 71V63ZM94 62L96 63V61L94 60ZM101 63V64H103V66H105L104 65V63ZM139 62V61H138ZM8 63H9V65L10 66H8ZM11 63H12V65H11ZM18 63H21V65L22 66H18ZM47 63V62H46ZM70 63V62H69ZM86 63V62H85ZM98 63L94 66V67H96L97 65H98ZM99 63V64H100ZM29 64H31V65H29ZM33 64V65H32ZM2 65L3 66H5L4 67V69H3V67H2ZM81 65V66H80ZM119 65V66H120ZM125 65L123 66V67H121L120 69H124V67H125ZM13 66V67H12ZM32 66V67H31ZM42 66H43V64H42ZM67 66H68V68H67ZM74 66H76V67H74ZM80 66V67H79ZM90 66V65H89ZM119 66H117V67H119ZM79 67V68H78ZM134 67H137V66H134ZM134 67H133V70H134ZM10 68H12V69H10ZM14 68V69H13ZM51 68H53V70L51 69ZM55 68H58V69H55ZM74 68H77V69H74ZM96 68H99L100 69V72H103V73H105L103 70H105V68L104 67H102V65H98ZM95 68V69H96ZM1 69H3V70H1ZM10 69V70H9ZM30 69H32L31 71L32 72H30V71H28V70H30ZM41 69V68H40ZM54 69H55V71H54ZM64 69V70H63ZM68 69H71V70H68ZM74 69V70H73ZM89 69H91V67L89 68ZM93 69V68H92ZM120 69H118V70H120ZM129 69V70H130ZM135 69H138V67L137 68H135ZM9 70V71H8ZM12 70H14V72L12 71ZM52 70V71H51ZM76 70V71H75ZM16 71V72H15ZM36 71H38V72H36ZM50 71V72H49ZM56 71H58V72H56ZM62 73H61V72ZM67 73H65V72ZM96 71V70H95ZM137 71V70H136ZM8 72L9 73H11V76L12 77H10V76H7V75H9L8 74ZM36 72V73H35ZM45 72V71H44ZM44 72H43V74H44ZM58 73V75L60 76V73L63 75L62 77H63V79H62V77L60 76V79H58V77L59 76H56V73ZM71 72V73H70ZM13 73H15L14 75H13ZM19 73H22V74H20L22 77H23V79L24 80H22L21 78V80L18 78V77H21L20 75H18ZM24 73V74H23ZM30 73H31V76H30ZM70 73V76H68V74ZM93 73V72H92ZM97 73V72H96ZM3 74V75H2ZM6 74V75H5ZM42 74V75H43ZM46 74V73H45ZM33 75V76H32ZM66 77H65V76ZM94 75V74H93ZM102 75V74H101ZM134 75L136 76L135 78H137V82L138 83H133V81H134ZM163 75V74H162ZM17 76V77H16ZM52 76V77H51ZM8 77V78H7ZM10 77V78H9ZM31 77H32V79H31ZM93 77V76H92ZM262 77H263V79H262ZM4 78V79H3ZM16 78V80H17V78L19 79V82H18V84H15V83H17V81H15L14 79ZM52 78V79H51ZM67 80H66V79ZM159 78H158V82L160 81L159 80ZM43 79H42V82H43ZM230 79V80H229ZM262 79V80H261ZM9 80V81H8ZM36 83H34L33 81ZM61 80H62V84H64L63 86H65V85H67V87L65 88V90H64V87L63 88H61L62 90H60V85H61V87H62V84H60L61 83ZM69 80V81H68ZM155 80V81H154ZM3 81V82H2ZM11 81V82H10ZM25 81V83H24V86H23V82ZM71 81V82H70ZM73 81V82H72ZM13 82V83H12ZM64 82V83H63ZM67 84H66V83ZM3 83V84H2ZM32 83H34V84H32ZM74 83V84H73ZM81 85H79V84ZM113 83H115V84H113ZM160 83V84H159ZM159 83H157V82H155V84H158V88H163L164 86H167L168 84L167 83H164V80L162 79ZM4 84H5V86H4ZM20 84H22V85H20ZM39 84L42 86L39 90H36V92H35V88H36V86L38 85L39 86ZM58 84H60V85H58ZM112 84V87L114 86V85H117V83H116V81L115 82H112L111 83ZM1 85H2V87H1ZM27 87H26V86ZM32 85H34V86H32ZM36 85V86H35ZM106 85H108V87L110 88L111 87V85L110 84H106ZM110 85V86H109ZM175 85H176V87H175ZM22 86V87H21ZM76 86H77V88H78V86L80 87L79 89H81L80 91L81 92H79V90H77V88H76ZM256 86V87H255ZM29 87V88H28ZM45 87V88H44ZM47 87H48V89H50V90H48L47 92H46V90H47ZM52 87H53V89H52ZM69 87L71 88L70 90H73L74 88L73 87H75V91L73 90V91H71V94L73 95H71V94H69L70 93V91H69ZM243 87V88H242ZM1 88H3L4 89V91H3V89H1ZM8 88H10V91H8L9 89ZM23 88V89H22ZM25 88H26V91H22V90H25ZM38 88V87H37ZM44 88V89H43ZM114 88V89H113ZM112 89H113V93H114V90H115V88L116 87H113ZM118 88H119V86H118ZM167 88H168V86H167ZM233 88V89H232ZM247 88H245V89H247ZM262 88H263V86H262ZM261 88V89H262ZM18 89V90H17ZM19 89H21L20 91H19ZM43 89V90H42ZM111 89V88H110ZM112 89L111 90H108L107 89V86H106V88L104 89V91H106L108 94H109V91H112ZM260 88H259V90H261ZM2 90V91H1ZM5 90H6V92H5ZM52 90V91H51ZM67 90V92H64V91H66ZM99 90H100V87H99ZM264 90V89H263ZM262 90V91H263ZM15 91H17V92H15ZM22 91V92H21ZM102 91V90H101ZM116 91V90H115ZM204 91H207V92H205V94H204ZM239 91V92H240ZM64 92V93H63ZM80 94H79V93ZM86 92H89V91H86ZM139 92V93H138ZM203 92V94H201V93ZM230 93V95H228V96H226V97H213V98H211L212 100H220V99H218V98H221L222 100L225 98H227V99H229V100H232V101H236V100H238V99H240V98H242V97H239V95H238V93L237 94H235V93ZM19 93V94H18ZM22 93V94H21ZM51 93V94H50ZM61 93L63 94V95H61ZM66 93V94H65ZM68 93V94H67ZM103 93V92H102ZM106 93V94H107ZM190 93H189V95H190ZM6 94V95H5ZM8 94H9V96H8ZM15 94V95H14ZM76 94H78L77 96H76ZM115 94H116V92H115ZM137 94H139L138 96H137ZM21 95H23L22 97H21ZM65 95V96H64ZM69 95H71V96H69ZM89 95V93H87V96ZM114 95V94H113ZM193 95V96H192ZM207 96V98H206V96ZM2 96H6V99H3L4 97H2ZM63 96V97H62ZM69 96V97H68ZM86 96V94L84 95V97ZM107 96V95H106ZM238 96V97H237ZM8 97V98H7ZM25 97V98H24ZM32 97V98H31ZM66 97H68L69 99H65ZM124 96H122V98H123ZM133 97V98H132ZM189 97H185V98H183V99H185V100H189L190 98ZM9 98H10V100H9ZM13 98V99H12ZM22 98V99H21ZM80 98V99H81ZM132 98V99H131ZM245 97H243L242 99H244ZM249 98V97H248ZM31 99H33V100H31ZM113 99H115V97L113 98ZM134 99V100H133ZM161 99H164V98H158V100H161ZM175 99H178V98H172L171 100H175ZM210 99V100H211ZM224 99V100H225ZM250 99H258V97L256 98V97H254V98H249V100ZM260 99H264V97H262V98H260ZM16 100V101H15ZM35 100V101H34ZM123 100V99H122ZM155 100V99H154ZM157 100V99H156ZM201 100H203V101H201ZM7 101V102H6ZM33 101H34V103L35 104H33ZM88 101H90V100H88ZM132 101V102H131ZM138 101V100H137ZM136 101V102H137ZM195 101V102H194ZM198 101V102H197ZM199 101H201L202 103H201V105H199ZM8 102H9V104H8ZM81 102V103H80ZM129 102H131V103H129ZM194 104H196V105H194ZM197 102V103H196ZM7 103V104H6ZM13 103V104H12ZM70 103V104H69ZM71 103H73V104H71ZM78 103H80V105H81V107H82V109L79 107V106H77V105H79ZM90 103H91V101H90ZM3 105V106H2ZM26 105V106H25ZM73 105V106H72ZM86 105H89V106H86ZM93 105V104H92ZM190 105L192 106V107H195V110L193 109V108H191L190 107ZM197 105H199V106H197ZM12 108H11V107ZM16 106V107H15ZM34 106V107H33ZM72 106V107H71ZM74 106H75V108H74ZM95 106V105H94ZM5 109H3V108ZM68 107H69V109H68ZM77 107V108H76ZM97 108H98V106H96ZM14 108V109H13ZM18 108V109H17ZM24 108H25V110H24ZM83 108H84V110H86V112L84 111L83 112ZM196 108H197V110H196ZM13 109V110H12ZM26 109H28V110H26ZM94 109H96V108H94ZM201 110V112H200V114H197V112L199 111V110ZM4 110V111H3ZM8 110V111H7ZM14 110H16V111H14ZM18 110H19V112H18ZM20 110H21V112H20ZM69 111L70 110V112H74L73 114H75L74 116L71 114V113H69V112H66V111ZM194 110V111H193ZM5 111H6V113H5ZM15 112V114L13 115L12 113H14ZM31 111V112H30ZM35 111V112H34ZM127 111V110H126ZM7 112H8V114H7ZM23 112V114L21 115V113ZM27 114H26V113ZM77 112H78V114L79 113H81V114H77ZM3 113V114H2ZM9 113H10V115H9ZM83 113V114H82ZM87 115H86V114ZM199 113V112H198ZM12 114V115H11ZM16 114H19V115H16ZM24 114H26V115H24ZM206 114V113H205ZM4 115H6V117H4ZM8 115L10 116V118L8 117ZM67 115V116H66ZM71 115V116H70ZM85 115V116H84ZM202 115V114H201ZM200 115V116H201ZM29 118H28V117ZM246 116V115H245ZM245 116H241V117H244V118H246ZM2 117V118H1ZM26 117V118H25ZM74 117V118H73ZM29 120H28V119ZM40 119V120H39ZM22 120V119H21ZM24 120V121H25ZM28 120V121H27ZM32 120V121H31ZM37 122H36V121ZM62 120V121H63ZM30 121V122H29ZM35 121V122H34ZM38 121H39V123H38ZM47 121V122H46ZM66 121V120H65ZM7 122H8V120L6 121V122H4V124L6 123L7 124ZM9 123V122H8ZM32 124V125H30V124ZM41 123V124H40ZM46 123V124H45ZM63 123V122H62ZM33 124H36V125H33ZM45 124V125H44ZM54 124V123H53ZM59 124V123H58ZM11 125V124H10ZM42 125H44V126H42ZM49 125V126H48ZM9 126V125H8ZM14 126V127H13ZM0 139H2V141L3 142H7V140L6 139H9V138H5V139H3L4 137H11L9 134H7V136H5L6 135V130H5V127L3 126V124L2 125H0ZM10 127V128H11ZM6 128H7V125H6ZM11 128V130H13ZM15 128H14V130H15ZM8 129V128H7ZM43 129V130H44ZM50 129V130H49ZM4 132H3V131ZM13 130V131H14ZM18 130V129H17ZM33 132V133H35L36 134V132ZM65 131V130H64ZM72 131V130H71ZM7 132H9L8 130H7ZM11 133H12V131H10ZM18 133H19V131H17ZM3 133H5V134H3ZM10 133V134H11ZM15 133H16V131H15ZM13 134L12 136L14 137L16 134ZM23 133V132H22ZM66 133H68L67 132V130H66ZM72 133H74L73 131H72ZM53 133H51L50 134V138H49V140H50V142L49 141H47L46 140V142H48V143H51V142H53V141H51V136H52V140L55 138H53V135H52ZM56 134V133H55ZM54 134V136H56ZM70 134V133H69ZM2 135V136H1ZM21 135V134H20ZM38 135H40V134H38ZM72 135V134H71ZM74 135V134H73ZM42 136V135H41ZM19 134H18V137L16 138V137H14V138H16V140L17 139H19ZM40 137V136H39ZM68 137V136H67ZM13 138V143H14V139ZM46 138V137H45ZM62 138H64L63 136H62ZM74 138V137H73ZM41 139V141H42V138H40ZM44 139V138H43ZM67 139V138H66ZM5 140V141H4ZM12 140V139H11ZM26 140H28V139H22V141H17V143L18 142H22V144H23V141H24V145H25V143L27 142ZM38 140V139H37ZM70 140V139H69ZM72 140V139H71ZM70 140V141H71ZM76 140V139H75ZM75 140H72V141H74L75 142ZM10 141V140H9ZM8 141V142H9ZM41 141H38V142H41ZM43 141H45V140H43ZM66 141H68V140H66ZM7 142V143H8ZM77 142V141H76ZM0 143H2L1 141H0ZM43 143V142H42ZM10 143H8V145H9ZM14 144H16V142L14 143ZM20 144V143H19ZM4 144L2 143V145L0 146V147H2ZM76 144H74V146H75ZM12 146V145H11ZM10 146V147H11ZM19 146V145H18ZM22 146V145H21ZM9 147V146H8ZM8 147H7V149H8ZM9 147V148H10ZM20 147V146H19ZM25 147V146H24ZM79 148H80V146H78ZM4 148V147H3ZM21 148V147H20ZM75 148L77 149V146H75ZM10 149H12V148H10ZM18 150H20L19 148H17ZM1 150V149H0ZM4 150H6V149H4ZM4 150H1V152H2V154L0 153V168L1 167H3V168H7V167H9L8 165H10L9 163H8V161L10 160V157L11 158H13V156H15L16 154H17V152H18V150H16V152L12 149V151H14V152H11V151H9V152H11L12 154L14 153L15 155H13V156H11L12 154L10 153L9 154V152L8 151H4ZM22 150H23V148H22ZM78 150V149H77ZM80 150V149H79ZM23 151H25V150H23ZM83 151V149L81 150V152ZM5 152V153H4ZM78 152H80V151H78ZM19 153H21L22 155H23V153L22 152H19ZM18 153V154H19ZM86 153H87V151H86ZM5 154V155H4ZM21 154H20V156H18L19 157V159L22 161V158H20L21 157ZM26 154V153H25ZM90 153H88V156H90L91 154H92V156H93V153H91L90 155H89ZM164 154V156H165V158H167L166 157V155H165V153H163ZM2 155V156H1ZM44 155V154H43ZM86 156H87V154H85ZM40 156H42V155H40ZM84 156V155H83ZM85 156V158L87 159V157ZM152 156V155H151ZM153 156H156V154H153ZM152 156V158H157V157H161L162 156V154L161 155H158L157 157H153ZM17 156H15V160H17V158H18ZM44 157V156H43ZM46 158H45V160L46 159H48V161H45L46 162V164H47V166L49 165L47 162H49L50 160H55V161H51V165H52V167L50 166H48V168H46V165H42L43 163L45 164V162L43 161L42 163L40 162V164H39V162H37V163H35L36 165H32V167L31 166H29L28 168H30V172L31 173H33L34 174V176H36L35 174H36V172H37V170H39V169H41V172H42V170H43V168L45 169L44 171L45 172H42V173H44L43 175H44V177H48L47 178V181H50V183L49 182H47V181H44L43 183L45 184L44 186H42L41 188L43 189V190H41V191H39L38 193V195L37 196H40V194H42L43 192H44V194H43V197H46V196H50V195H52V194H54V195H56L55 197H57L58 195H59V197L61 196L60 194L62 193V195L64 196V194H63V192H67V191H69L70 190V194L68 193V196L70 195V196H73V197H76L77 196V194L79 193V192H76V190H75V192H74V190H72V189H75L77 186H82V181H81V183L79 182V181H76V182H74V183H72V185H69L70 186V188H69V186L68 185H64V186H61V185H63V184H66L67 183V179L68 178H64L65 176L66 177H68L67 175H64V176H62L61 174L59 175L58 174V170H59V168H57V166L56 167H54L55 165H53V163L54 164H58V162H56V161H59L60 163V166H61V162H62V167H63V165H66V164H68L69 163V161H67V160H65V159H63V161L61 160L62 158V156L60 157V155H54V154H50L49 156H45ZM37 158V157H36ZM40 158V157H39ZM85 158H83L84 159V162H86L85 160ZM89 158V157H88ZM165 158L162 156V162H164V161H166L165 160ZM9 159V160H8ZM14 159V158H13ZM19 159H18V162H19ZM38 159V158H37ZM12 160V159H11ZM10 160V161H11ZM14 160V161H15ZM38 160H41V159H38ZM42 160H43V158H42ZM2 161H3V163H2ZM135 162V161H134ZM133 161L131 162V163H134ZM6 163H8V165H6L5 167H4V165L6 164ZM10 163H12V162H10ZM20 164H22V162H19ZM19 163H17V165L16 166H19L20 164ZM136 163H137V165H138V163H139V161H137V162H135V164H134V168L137 166L136 165ZM141 163V162H140ZM139 163V164H140ZM4 164V165H3ZM59 164H58V166H59ZM136 165V166H135ZM144 165V164H143ZM163 165V164H162ZM14 166V165H13ZM34 166H36V167H38V169L37 170H35L36 169V167H34ZM131 166V167H132ZM141 166V165H140ZM145 166V167H144ZM143 166V168H144V170L146 169L147 171L150 169V167L149 168H147L146 167V165H144ZM12 167V166H11ZM11 167H9V168H11ZM41 167H43V168H41ZM62 167H60V168H62ZM130 166H127V168H131ZM132 167V168H133ZM138 167V166H137ZM2 168V169H3ZM9 168H7V169H9ZM13 168H15V166L13 167ZM17 168V167H16ZM14 169V170H16V172H17V169ZM51 168V169H50ZM132 169L133 171L132 172H130V173H132V174H135L134 172H136V171H134V170H136V168L135 169ZM143 168L141 167V169L143 170ZM6 169V172L8 173V171L9 170H7ZM51 170V171H48V173L46 172V170ZM140 169V168H139ZM139 169L137 170V171H139ZM31 170H33V171H31ZM53 170V171H52ZM127 170V169H126ZM142 171V173H138V174H140V177L143 175V173H144V175L147 173V171ZM131 171V170H130ZM141 171V170H140ZM150 171V170H149ZM149 171H148V173H149ZM12 172H13V170H12ZM49 172H50V174H49ZM52 172V173H51ZM57 172V173H56ZM128 173H129V170L127 171ZM127 172L125 173L127 176H128V174H127ZM201 173V175L202 174H205V175H203L202 176V178H200L201 180L202 179H204V180H200L199 182L198 181H196L197 183L195 184V186H194V184H193V186H194V188H193V190L195 189H197V188H200V190L202 191V193L204 192V195L206 196L205 197V199H204V195H202L203 196V199L202 200H200L201 202L204 200V202L202 203V205L201 204H198V200H199V198L200 197H198L197 196V194H198V192L199 191H197V194H196V196H197V199L196 198H194V199H196L197 201H195L196 202V204H197V206H198V208H199V211H196L197 213H198V225H199V233L198 234H201V235H203L204 237H205V240L208 242V243H210L211 244V241L214 239V233L212 232L213 230H212V228H213V226H214V223H215V219H214V217H213V212L215 211V210H224L225 211V209H222V203L223 202H220L219 200V198H220V193L218 192V189L223 185V183H224V181H225V184H226V186H227V190H228V196H240L242 193L240 192V190H238L237 188L238 187H236V184L234 183L233 185H231V184H228L227 185V183H226V179H224V178H220V177H223V175H221L223 172H224V169H222V167H206V168H204V172H203V169H201V171H200ZM6 173V174H7ZM38 173V172H37ZM54 173H55V175H54ZM59 173H60V171H59ZM147 173V174H148ZM8 174H10V173H8ZM12 174V173H11ZM14 174V173H13ZM39 174V173H38ZM46 174V175H45ZM54 175V177H53V175ZM56 174H58V176H56ZM132 174H130L128 177L125 175L124 176V180L125 179H127L125 182H122V188H125L124 186H127V189H124V191H123V189H122V191L123 192H126V193H123L124 194V196L122 197V199L121 198H119V199H121L120 200V204H119V202L117 201V199H115V200H113V201H115V203H116V206H115V204H114V202H111L110 203V200H107V198H109V197H107V195H106V192L108 191V189L106 190V188H108V187H106L107 186V184H109V183H107V184H105V186H104V188H103V186H100L101 188H99V189H101L100 190V192H99V190H98V192H96L97 190V187L94 185V187H96V189L95 188H93V187H90V189H88V190H90V191H88L87 190V192L86 193H88L89 195L87 196V194L86 193H84V194H86L85 196H87V198L86 197H84L83 198V196L82 197H80L81 199H77L78 197H76V198H73V199H71V203H69V204H71V205H69V204H67V203H64V204H61V203H59V201H61V198L59 199V201L56 203V201H57V199L56 200H53V202L55 201V203H56V208H55V212L54 211H52V215H57V216H59L61 219H62V217H64V216H66V215H64V213L65 212H67L68 211V213L69 214H71L72 212H75V209L77 208V210L76 211H79V210H81V216L83 215V217L86 219L87 218V216H88V213L90 212V214H92V213H95L94 215H96V218L98 219L97 221H99V219H101V221H100V223H102V224H104L103 222H105V226H106V228H108V229H110L108 232L109 233H111L113 236H114V238H116L117 240H118V242H120V244H118L117 243V245H116V252H118V250H119V252L117 253V255H118V257H119V263L118 264H151V261H149V259L147 258V257H144V256H141V258L140 257H136V259H135V257H134V255L131 253V251L133 250H131L130 251V249H131V247L133 246V245H137L138 247H137V249L136 250H138L139 248H140V245H143L144 243V241H145V236H146V234H147V231L146 230H148V229H146L147 227H146V225H144V223L146 222V220H144V219H142L141 217H139V216H137V215H139V213H136V212H138V208L137 207H139V209L141 210V212H143L144 214H143V216L145 215V211H146V213L147 214H150V213H148L149 212V210H148V206H146L145 204H143V202H145V198H147L148 197V199H149V195H147V197L146 196H144L145 195V193H147V194H149L150 193V191H149V193L147 192L148 191V189H149V184L147 183V180L149 181L150 179H152L151 177L150 178H148L149 176H147L146 177V179L144 178V175H143V177L141 178L142 179V183L145 181L146 182V184H143V185H139L137 182L139 181V180H141L140 178L139 179H137L136 180V178H134V177H136L135 175H137L138 176V174H135V175H132ZM199 174V175H200ZM224 174V173H223ZM19 175H22V173H19ZM24 175V174H23ZM49 175V176H48ZM148 175H150V173L148 174ZM161 175V174H160ZM219 175H220V177H219ZM6 176H8L9 177V175H6ZM12 176L13 175H11L9 178L8 177H6L7 179H4V180H8V181H11L12 182V180H11V178H12ZM42 176V175H41ZM41 176H40V174H39V177L38 176H36V178L35 179H37V178H39V179H41ZM56 176V177H55ZM60 176H62V181L60 182V179H58L57 180V178H59ZM131 176H133L131 179L133 180V182L135 183L136 181V183L135 184H137V189H134L133 187H131L130 185L133 183L132 182V180L130 179V177ZM49 177H52L53 179H52V182H51V180H49L50 178ZM159 177V175L157 176V178ZM204 177V178H203ZM206 177V178H205ZM219 177V178H218ZM4 178V177H3ZM3 178L1 177V179H0V181H3ZM45 178V179H46ZM143 178L145 179V180H143ZM55 179V180H54ZM66 179V180H65ZM131 180V182H129L130 180ZM135 179V180H134ZM159 179V178H158ZM54 180V181H53ZM65 180V181H64ZM154 180V179H153ZM152 180V181H153ZM151 181V180H150ZM13 182H15V181H13ZM12 182V183H13ZM62 182H65V183H63L62 184ZM79 182V183H78ZM139 182H141V181H139ZM144 182V183H145ZM0 183H2V182H0ZM6 183H7V181H6ZM9 183V182H8ZM124 183H125V185H124ZM11 184V183H10ZM46 184H47V186H46ZM48 184H50V186H48ZM67 184H69V182L67 183ZM71 184V183H70ZM79 184H81V185H79ZM130 184V185H129ZM1 185V184H0ZM53 185V186H52ZM61 187H60V186ZM83 185H84V182H83ZM144 185H145V187H148L147 189L146 188H144ZM199 185V186H198ZM59 186V187H58ZM67 186V187H66ZM75 186V187H74ZM85 186H91V185H86V183H85ZM109 186V185H108ZM128 186H130L129 188H131V189H129L128 188ZM45 187V188H44ZM51 187V188H50ZM59 189H58V188ZM63 187V189H60V188H62ZM109 187H112V186H109ZM118 186H113V188H117ZM138 187H140V190H141V192H139V194L141 195H139V197L138 198H140L139 199V201L140 202H137V198H136V196H134V193H133V189L136 191H134L135 193H137V191H139L138 189ZM141 187H143V188H141ZM195 187H197V188H195ZM48 188V189H47ZM65 188V189H64ZM69 188V190H66V189H68ZM72 188V189H71ZM86 188V187H85ZM87 188H89V187H87ZM91 188H92V190H91ZM103 188V189H102ZM49 189H51L50 191H48L46 194H45V192L47 191V190H49ZM56 189V190H55ZM77 189V188H76ZM79 189V188H78ZM54 191V192H52V194H51V191ZM64 190V191H63ZM72 190V191H71ZM83 190V192H84V189H82ZM111 190V189H110ZM114 190V189H113ZM117 190V189H116ZM125 190H129L128 192L127 191H125ZM92 191V192H91ZM94 191H95V195H94ZM103 191H104V193H103ZM201 191H200V193H201ZM59 192V194H57ZM81 192V191H80ZM82 192V193H83ZM91 192V193H90ZM102 192V193H101ZM118 192V191H117ZM49 193V194H48ZM77 193V194H76ZM121 193V196L123 195ZM104 196H106V199H105V197H103V195ZM127 194V195H126ZM128 194H130V196L128 195ZM133 194V195H132ZM143 194V195H142ZM151 194H155V195H158L159 196V193H157L156 194V192H154V193H152L151 192ZM36 195V194H35ZM76 195V196H75ZM94 195V196H93ZM102 195V196H101ZM125 195H126V197H125ZM138 195V194H137ZM37 196H34L35 198H37ZM42 196V195H41ZM80 196V195H79ZM92 196H93V198L94 199H92ZM127 196L128 197H130V198H127ZM132 196H133V198H134V202H133V198H132ZM152 197H153V195H151ZM201 196V197H202ZM43 197H41V198H43ZM54 197V196H53ZM53 197H49L50 198V201H52L51 200V198H53ZM66 198H67V196H65ZM101 197V198H100ZM143 197H145V198H143ZM151 197V198H152ZM161 197V196H160ZM49 198H48V200H49ZM66 198H63V199H65L66 200ZM125 198V199H124ZM126 198L128 199V200H126ZM144 200H143V199ZM156 198V197H155ZM55 199V198H54ZM62 199V202L64 201ZM75 199V200H74ZM84 199H86V200H84ZM102 199H103V202H102ZM104 199L106 200V202H108L109 201V203L108 204H106V202H104ZM110 199V198H109ZM131 199V200H130ZM157 199H158V197H157ZM193 199V200H194ZM76 200H79V202L80 201H82V202H80V204H78V203H76V202H78V201H76ZM91 200V201H90ZM124 200H126L125 202H127L126 203V205L124 204L125 202H123ZM141 200H143V201H141ZM68 201V200H67ZM70 201V200H69ZM68 201V202H69ZM76 201V202H75ZM87 201V202H86ZM128 201H131V202H133V203H131L130 202V204H129V202ZM135 201H136V204L138 203H141V206H140V204H139V206L138 205H136L135 204ZM149 201V200H148ZM199 201V203H201ZM64 202H66V201H64ZM122 202H123V204H124V206H123V204H122ZM191 202H193V201H191ZM72 203H75L74 205L72 204ZM85 205H84V204ZM103 203V204H102ZM113 203V204H112ZM227 203H228V201H227ZM230 203V202H229ZM229 203L228 204H226L225 202H224V204H226V206L225 207H223V208H229V210H230V206H232L231 205V203H230V206H229ZM67 205V207H66V205ZM77 204V205H76ZM117 204H119V205H117ZM132 204H135V208H137L136 210H134L135 208H134V205H133V207L131 206ZM147 204V203H146ZM148 204H149V202H148ZM147 204V205H148ZM54 205H52V206H54ZM63 205H65V207L63 206ZM82 205V206H81ZM129 205V206H128ZM151 205V204H150ZM191 205V204H190ZM63 206V207H62ZM73 206V207H72ZM104 206H106V207H104ZM127 206V209L125 208ZM131 206V207H130ZM137 206V207H136ZM229 206V207H228ZM0 207H2L3 208V206H0ZM70 207H72V208H70ZM82 207V208H81ZM121 207V209H119ZM123 207V208H122ZM159 206H157V208L155 209L156 210V213H159V211L157 212V210L159 209L158 208ZM162 207V206H161ZM191 207H192V205H191ZM220 207V209H218ZM53 208V209H54ZM67 210V211H65V209ZM75 208V209H74ZM78 208H81V209H78ZM130 208H132V209H130ZM134 208V209H133ZM192 208H194V207H192ZM191 208V210L190 211H192L193 209ZM119 209V210H118ZM129 209L131 210L130 212H129ZM153 209V210H154ZM232 209V208H231ZM89 210V211H88ZM118 210V211H117ZM122 210H124L126 213H128L127 215H125L126 213L124 212V214H123V212H121ZM139 210V211H140ZM162 210H163V207H162ZM161 210V211H162ZM200 210H201V212H200ZM228 210V209H227ZM228 210V211H229ZM1 211V210H0ZM63 211H65V212H63ZM86 211H88L87 212V214H86ZM120 211V213L118 214L117 212H119ZM148 211V212H147ZM151 211V210H150ZM80 212V211H79ZM106 212V213H105ZM114 212V214L115 215H112L111 216V213H113ZM141 212H140V214H141ZM227 212V211H226ZM231 212V211H230ZM54 213V214H53ZM83 213V214H82ZM107 213H108V216H107ZM123 215H122V214ZM153 214H154V211L152 212ZM155 213V214H156ZM160 213H162V212H160ZM228 214H229V212H228ZM228 214H226V216L228 215ZM232 214V213H231ZM51 215V216H52ZM136 215V216H135ZM142 215V214H141ZM156 215H158L159 216V214H156ZM67 216H68V214H67ZM130 218H129V217ZM135 216V217H134ZM147 216V215H146ZM229 216H231V215H229ZM228 216V217H229ZM92 217H94V216H92ZM111 217H112V219H113V221H112V219H111ZM136 217L137 218H139V219H141L142 221V223L141 222H139V220L138 219H136ZM145 217V216H144ZM252 217H256V215H252ZM95 218V219H96ZM81 219V218H80ZM85 219H83L82 221H80V223H79V221H78V223L74 226V224L72 225V226H74V227H72V226H70V228L68 229V231L70 230V237L69 238H66L65 239V242L63 243L61 240V238L60 239H58V237H56V244L57 245H55L53 248H60L61 250H63V252L61 253V256L59 257V258H57V256H55L54 255V252L52 251L48 256L49 257H43V259H41V257H40V255L38 256V257H36V258H34V261H32V263H29V261H28V263H26V264H46L47 263V261H45L44 262V259L46 258L47 260H48V258H50V256H51V263L53 262V264H55L56 262L55 261H57V263L56 264H70V262L68 261V254L70 253V249H72V247H73V249L74 250H72L76 255H77V257L76 258H74V260H71V261H73V262H75L74 264H96V263H98L97 261L100 259V257H98L101 253L99 252H97L99 255H97V253L96 254H94L95 256L93 257V255H92V252H90L88 255H83L82 256V254H79L80 253V251L82 250L81 249V247L83 248V247H85V246H87L88 247V244H89V246H90V244H91V242H92V239L94 238V236H96L95 235V230L93 229V225L91 226V224H89L87 221H85ZM88 219V218H87ZM145 222H144V221ZM46 221V222H45ZM138 221V222H137ZM246 221V219H244V218H241V221L240 222H245ZM114 222L116 223V224H114ZM136 222H137V224H139V225H142V226H139V228L137 227L138 225L136 224ZM148 222V221H147ZM106 223H107V225H106ZM133 225H132V224ZM149 223V222H148ZM137 226H136V225ZM145 224H147V223H145ZM109 225H110V227H109ZM108 226V227H107ZM112 226V227H111ZM131 226L132 227H134V226H136L141 232H137L138 231V229H137V231L135 232V230L134 231H132V228H131ZM150 225H148V227H149ZM166 226H167V224H166ZM53 227V224L51 223V221H50V219H45L44 221H42V223H40V224H38V227H37V232H44V231H46V230H49V229H51ZM141 227V228H140ZM58 229L59 228H56V231L55 232H57L58 231ZM108 229H106V230H108ZM128 229H130L131 231H129L128 232ZM134 229H135V227H134ZM144 229H146V230H144ZM60 230V229H59ZM124 232H123V231ZM144 230V231H143ZM55 232H53L54 233V235H56L55 234ZM61 232V231H60ZM59 232V233H60ZM130 232H131V234H130ZM126 233H128V234H126ZM146 233V234H145ZM58 235V234H57ZM133 236H135L134 238H135V241H136V244H134L135 242H132V241H134V238H132ZM54 238V237H53ZM69 239V241H66V240H68ZM52 241H55V239H52ZM72 241V242H71ZM142 242V243H141ZM178 242H180V241H178ZM260 242H262V240H260ZM67 243V244H66ZM74 245V246H72V245ZM126 244H128L127 246H126ZM260 245H264V243H262V244H260ZM46 247L47 246V243H43V245H42V247ZM121 246V247H120ZM135 246L133 247V248H135ZM75 247V248H74ZM117 247H119V248H117ZM126 250H124L123 248ZM166 248V250H170V246L168 245V246H165ZM262 248V247H261ZM76 249V250H75ZM80 249V250H79ZM101 251H102V249H100ZM99 250V251H100ZM104 250V249H103ZM174 250V249H173ZM176 250V251H175ZM174 251H171V252H177V249H175ZM262 250V249H261ZM76 251V252H75ZM120 251L121 252H126V253H124V255L123 254H120ZM135 251V250H134ZM178 251H179V253H180V247L178 248ZM263 251H264V248H263ZM94 252V251H93ZM104 252V251H103ZM166 252V255H167V259H168V261H169V259H172V258H174L178 253H176L175 254V256L173 257H171L170 255H172V254H168V252L167 251H165ZM182 252V251H181ZM186 252V249L183 251V254ZM73 253V254H74ZM135 253V252H134ZM218 253V252H217ZM90 254H91V256H90ZM132 254V255H131ZM183 254H178V255H180V256H176V259H179L180 257H183ZM219 254V253H218ZM45 255V254H44ZM171 257H169V256ZM174 255V254H173ZM182 255V256H181ZM185 255V254H184ZM101 256H103V255H101ZM131 256V257H130ZM53 257V258H52ZM79 257V258H78ZM82 257H85V258H88V259H85V258H82ZM91 257H92V260H93V262H91L90 261V259H91ZM178 257V258H177ZM37 258H39V259H37ZM78 258V259H77ZM93 258H95V259H93ZM97 258V259H96ZM106 257H101V259H103V261L101 262V259H100V263H102V264H104V262H106V263H108L109 261L108 260H110V258H106ZM116 258V257H115ZM261 258V257H260ZM259 257H257L256 259H254V260H252V259H248L250 262H248V263H243V264H264V258H262V259H260ZM41 259V260H40ZM45 259V260H46ZM50 259L48 260V262L50 261ZM76 259V260H75ZM108 259V260H107ZM127 259H128V261H127ZM176 259H175V263L173 262V260L174 259H172V262L171 263H173V264H178V263H180L178 260V263H177V261H176ZM87 260V261H86ZM97 260V261H96ZM105 260V261H104ZM113 260V259H112ZM179 260H181V258L179 259ZM184 260V259H183ZM181 261V262H183L184 263V261ZM81 261H83V262H81ZM108 261V262H107ZM115 261V260H114ZM117 261V260H116ZM220 261H222V260H220ZM256 261V263H251V262H255ZM67 262V263H66ZM73 262H71L72 264H73ZM110 262H111V260H110ZM110 262L108 263V264H110ZM132 262V263H131ZM136 262V263H135ZM217 263H215V264H230V263H228V262H218V261H216ZM259 262V263H258ZM50 263V264H51ZM113 262H111V264H112ZM117 263V262H116ZM182 263V264H183ZM48 264V263H47ZM99 264V263H98ZM114 264H115V262H114ZM156 264H159V263H157L156 262Z\"/></svg>", "mask_w": 264, "mask_h": 264}]
</instances>
